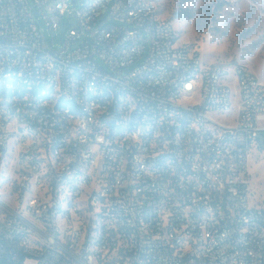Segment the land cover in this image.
I'll return each mask as SVG.
<instances>
[{
	"label": "built area",
	"instance_id": "1",
	"mask_svg": "<svg viewBox=\"0 0 264 264\" xmlns=\"http://www.w3.org/2000/svg\"><path fill=\"white\" fill-rule=\"evenodd\" d=\"M70 1L0 0V264H264V82L150 0Z\"/></svg>",
	"mask_w": 264,
	"mask_h": 264
},
{
	"label": "rangeland",
	"instance_id": "2",
	"mask_svg": "<svg viewBox=\"0 0 264 264\" xmlns=\"http://www.w3.org/2000/svg\"><path fill=\"white\" fill-rule=\"evenodd\" d=\"M84 1L87 0H71L70 4L74 8ZM150 1L165 18L173 21L179 43L198 46L206 63L225 62L246 66L264 82V0ZM76 25L75 13L67 14L55 38L57 48L61 47L63 37ZM40 26L51 43L52 33L46 30L44 22L40 21ZM197 98L187 97L182 103L196 102ZM234 102L238 106V94ZM258 156L259 151H255L250 159V175L253 192L260 201L264 200V158L258 159ZM15 164V159L10 156L0 159V194L9 192L11 179L15 177Z\"/></svg>",
	"mask_w": 264,
	"mask_h": 264
},
{
	"label": "water",
	"instance_id": "3",
	"mask_svg": "<svg viewBox=\"0 0 264 264\" xmlns=\"http://www.w3.org/2000/svg\"><path fill=\"white\" fill-rule=\"evenodd\" d=\"M260 139H261V141H263V137L262 136L260 137Z\"/></svg>",
	"mask_w": 264,
	"mask_h": 264
}]
</instances>
